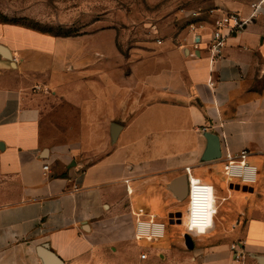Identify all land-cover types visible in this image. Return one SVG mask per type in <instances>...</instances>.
<instances>
[{"label":"crops","instance_id":"obj_1","mask_svg":"<svg viewBox=\"0 0 264 264\" xmlns=\"http://www.w3.org/2000/svg\"><path fill=\"white\" fill-rule=\"evenodd\" d=\"M259 1L107 0L70 36L0 12V264H49L42 244L63 264H236L229 245L239 240L246 264H264ZM232 13L246 22L223 30L224 56L212 66V31ZM207 124L221 125L210 132L224 131L234 153L248 150L256 182L230 179L223 159H203ZM191 176L213 186V228L228 234L186 251L176 233ZM139 217L165 223V235L137 239Z\"/></svg>","mask_w":264,"mask_h":264},{"label":"rangeland","instance_id":"obj_2","mask_svg":"<svg viewBox=\"0 0 264 264\" xmlns=\"http://www.w3.org/2000/svg\"><path fill=\"white\" fill-rule=\"evenodd\" d=\"M106 3L107 0H0V12L9 20L22 22L39 30H49L56 33L60 32V27H63V32L74 34L83 27L81 25L84 21L81 18L82 14L90 11L93 6H97L99 9L107 7ZM61 19H64V21ZM60 21H63V23ZM62 110H66L70 114L74 113L71 108L65 109L63 107ZM211 174L213 177L222 178V174L217 171H213ZM187 211L188 208L185 209V214ZM219 225L217 223V227L212 228L205 236L194 237L195 247L203 246L212 241L221 242L225 240L228 231L218 228ZM170 231L171 227L168 226L166 241H169L171 237ZM186 233V229L183 228L178 230L176 235L179 240L178 246L188 251L189 247L184 239ZM203 238L208 242H203Z\"/></svg>","mask_w":264,"mask_h":264},{"label":"built area","instance_id":"obj_3","mask_svg":"<svg viewBox=\"0 0 264 264\" xmlns=\"http://www.w3.org/2000/svg\"><path fill=\"white\" fill-rule=\"evenodd\" d=\"M264 3V0H260L258 3H254L253 11L254 14H256L259 9L261 8V5ZM246 20L235 14H229L227 19L223 20H217L216 25L212 31L211 37H210V43H209V50H210V62L213 66L217 61L223 58L224 56V48L226 45V39L227 34L223 32L225 28L229 29V32L238 31L242 28ZM193 31H196L195 25L192 26ZM221 125L218 124H207L202 126L201 130L204 133L220 129ZM221 141V148H222V156L221 159H223L225 162V173L230 179L238 178L243 183H253L257 181V167L255 165H251L246 161V157L248 155V150L243 149L238 154L234 153L229 145V142L227 140V134L224 131H221L218 133ZM48 164L45 165V168H48ZM188 172L190 173V167H186ZM194 180H199L196 177H190V196L192 195L194 184ZM201 182V181H200ZM202 184H205L201 182ZM209 185V184H206ZM212 186V185H211ZM213 187V186H212ZM156 225H164V230L162 235L154 234L158 232L159 230L155 227ZM139 226V231L141 233L139 239H158L165 235V229L166 225L163 222H160L153 217L149 218H138L136 222V230H135V236L137 238V229ZM151 236V238H149ZM244 241H233L230 243L229 248L232 252L233 260L236 264H246L245 262V251H244ZM147 254L142 253V258H146Z\"/></svg>","mask_w":264,"mask_h":264},{"label":"clouds","instance_id":"obj_4","mask_svg":"<svg viewBox=\"0 0 264 264\" xmlns=\"http://www.w3.org/2000/svg\"><path fill=\"white\" fill-rule=\"evenodd\" d=\"M193 184L195 185L194 194L188 204L187 216L182 223L188 234L199 237L214 227L213 218L217 212L216 196L211 185L202 184L199 180H194ZM155 227L159 231L154 234L162 235L164 225H156ZM140 235L138 226L137 239L140 238Z\"/></svg>","mask_w":264,"mask_h":264},{"label":"water","instance_id":"obj_5","mask_svg":"<svg viewBox=\"0 0 264 264\" xmlns=\"http://www.w3.org/2000/svg\"><path fill=\"white\" fill-rule=\"evenodd\" d=\"M3 51H5V55L7 57L11 58V56L7 52L6 48L3 47ZM120 127H121V125L118 123H113L111 126V135H112V138L114 140H116V138H117ZM205 134H206V137L208 139V146H207V149H206L205 154L203 156V159L205 161H212V160L221 159L222 148H221V141H220L219 135L217 133H213V132H207ZM1 146H2V143L0 142V148H1ZM231 186L234 187V184H232ZM235 187H237L238 189L240 187H242V189H244V190H248V189L252 190V187H249L247 185L241 186L240 184H236ZM169 217H170L171 221L175 220L174 215H170ZM178 220H179V222L181 221L180 218H178ZM185 242L189 248L194 247V241H193L191 235L188 233L185 234ZM38 251H39V254L41 255V257L45 261H48L49 264H63L61 258L57 254H55L53 251H51L47 244L40 245L38 247Z\"/></svg>","mask_w":264,"mask_h":264},{"label":"trees","instance_id":"obj_6","mask_svg":"<svg viewBox=\"0 0 264 264\" xmlns=\"http://www.w3.org/2000/svg\"><path fill=\"white\" fill-rule=\"evenodd\" d=\"M10 21H12V22H16V23H22V22H19V21H14V20H10ZM22 24H24V23H22ZM25 25H27V24H25ZM29 26V25H28ZM30 27H32V26H30ZM34 28V27H33ZM37 29V28H36ZM39 30V29H38ZM59 30H60V32L58 31V32H56V33H53V34H55V35H63V36H70V35H74V34H76V33H74V34H72V33H69V32H63V27H60L59 28ZM42 31H46V32H50L49 30H42ZM50 33H52V32H50Z\"/></svg>","mask_w":264,"mask_h":264},{"label":"bare ground","instance_id":"obj_7","mask_svg":"<svg viewBox=\"0 0 264 264\" xmlns=\"http://www.w3.org/2000/svg\"><path fill=\"white\" fill-rule=\"evenodd\" d=\"M205 184H208V183H205ZM195 187V186H194ZM193 192H192V195L189 197V202H190V200H191V198H192V196H193ZM187 216V215H186Z\"/></svg>","mask_w":264,"mask_h":264}]
</instances>
